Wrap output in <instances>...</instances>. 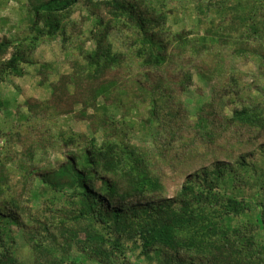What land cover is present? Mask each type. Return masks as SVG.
Masks as SVG:
<instances>
[{"label":"trees","instance_id":"obj_1","mask_svg":"<svg viewBox=\"0 0 264 264\" xmlns=\"http://www.w3.org/2000/svg\"><path fill=\"white\" fill-rule=\"evenodd\" d=\"M78 1L26 0L33 29L40 35L55 36L60 32L64 42L78 41L75 27L68 33L67 24H62V14ZM90 1L111 8L117 18L126 17L129 24L123 25L134 33L133 43L140 45L136 51L115 52L110 40L114 28L101 19L99 29L91 38L94 49L87 50L85 45L78 47V56L69 62L71 72L52 84L47 104L36 99L26 101L34 118H47L51 112L58 116L73 115L76 120L87 121L93 132L104 129L108 134L102 144L93 139L54 168L29 171L27 179L17 180L0 164V183H5L13 193L11 200L6 201L0 189V264H21L10 245L7 246L9 231L5 232L17 225L25 231L34 253V264H62L54 257L55 252L68 255L73 247L102 264H120L116 252L122 247V239L141 241L142 253L148 258L154 256L160 264H264V187H261L262 194L258 191L248 200L228 195L222 186L229 182L228 176L234 169L230 163L217 162L212 169H202L189 176L180 194L167 198L153 157L124 138H117L127 135L128 127L126 124L120 127L110 116L109 109L117 106L126 116L128 107L124 99L130 97L128 105L131 106L150 99L148 118L143 120L142 128L148 127L163 109L165 138L172 137L183 154L203 142L233 144L257 138V131L264 130L263 113L243 108L235 110L228 119L223 111L226 91L220 89L202 103L196 119L191 120L180 97L191 82L188 62L209 51V45L188 39L184 32L170 40L173 44L164 43L159 28L165 25L166 14H158L155 6L164 0ZM255 1L259 6L253 8L250 16L232 9L233 13L222 17L220 28L211 37L224 44L231 34L242 32L241 36L248 38L242 41V47L250 48L254 40L253 43L259 44L255 52L264 63V46L261 45L264 43V0ZM40 23L42 29H38ZM9 45L7 40L0 42V57L5 55ZM33 50L32 44L18 49L11 60L0 64V73L10 70L16 73L20 62H29ZM135 59L140 61L142 72L128 80L132 68L135 69ZM48 73L46 67L40 68L42 82L47 80ZM119 88L122 93L117 92ZM156 95L163 98L160 109L154 99ZM77 108H81L79 112ZM99 109L104 111L102 116L86 115L89 110ZM47 134L48 131L41 128L32 129L25 135L17 133L11 141L20 147L19 156L28 162L49 142ZM61 135L64 146L76 143L74 136L65 139V133ZM165 138L164 151L168 148ZM238 163L245 165L244 157ZM238 179L232 180L233 187ZM37 180L43 187L35 191ZM94 181L101 182L99 189L95 188ZM48 191L75 200L73 210L67 213L90 217L107 235L97 233L93 223L87 224L86 229H70L65 222L55 226L51 221L36 218L26 226L27 192L37 199ZM259 193L260 202L257 201ZM255 204H258L255 225L234 226L235 219L251 213ZM2 222L7 224V229L2 227ZM52 225L59 230L61 242L52 234Z\"/></svg>","mask_w":264,"mask_h":264},{"label":"rangeland","instance_id":"obj_2","mask_svg":"<svg viewBox=\"0 0 264 264\" xmlns=\"http://www.w3.org/2000/svg\"><path fill=\"white\" fill-rule=\"evenodd\" d=\"M155 6L158 14H166V23L159 28L164 43L173 44L174 42L170 40L184 32L188 39L209 45V51L188 62L191 82L180 97L189 118L195 120L202 103L209 101L220 89L226 91L223 111L228 119H231L235 110L243 108L261 111L264 115V71H262L264 63L255 52L259 44L253 43L252 40L250 48H243L242 41L248 38L242 37V32L231 34L224 44L211 37L216 35V31L220 28L222 17L233 13L232 9L249 14L253 12L255 6H259V3L255 0H164L162 4ZM112 11L102 3L79 0L69 11L62 14V24H67L66 31L69 33L74 26L78 41L64 42L60 32L55 36H49L40 35L36 28L33 29V20L26 7V0H0V42L3 40L10 42L5 55L0 57V64H6L11 60L18 49L29 47L31 44L34 47L29 62L18 64V73L12 70L0 73V164H4L17 180L23 177L27 179L31 170L41 172L54 168L59 161H63L68 155L76 154L82 146L91 143L93 139L98 144H102L106 139L108 131L100 129L93 132L87 121L76 120L73 115L58 116L51 112L47 118H34L25 103L29 99H36L44 105L47 104L52 84L57 82L60 76L71 72L69 62L73 57L78 56V47L85 45L87 50L94 49L91 38L93 32L99 29L98 23L101 19L114 28L110 33V40L115 52L136 51L140 44L133 43L134 33L123 25L129 24L128 20L126 17L117 18ZM42 27L41 23L38 24V29ZM261 45L264 46V43ZM188 55L187 57H190ZM139 63L140 61L135 59L133 66L135 69L132 68L128 80H133L131 78L142 72ZM41 67L49 70L45 82H42L40 75ZM121 90L122 88H119L117 92L122 93ZM154 99L157 100L160 109L163 98L156 95ZM129 101L130 97L124 99V105L128 107L126 116L122 115V109L117 106L109 109L110 116L120 127L126 124L130 128L126 129L127 135L117 138L119 140L124 138L131 145L153 157L152 162L155 163L156 172L167 198L178 196L189 176L202 169H212L217 162L230 163L234 169V173L228 176L229 182L222 186L228 195L236 196L239 200L244 197L248 200L258 191L261 193V187H264V130L257 131L259 134L257 138L234 141L233 144L203 142L193 149H188L186 155L181 153L179 144L172 137L165 138L163 109L148 127L142 128L143 120L148 118L150 99L143 103L136 102L132 106L128 105ZM80 109L77 108L76 112ZM103 113L101 109L89 110L86 115L102 116ZM38 128L48 131L46 139H49V142L38 149L33 161L27 162L19 156L20 147L12 143L11 139L17 133L25 135L32 129ZM63 132L66 135L65 139L74 136L76 143L69 147L64 146L60 138ZM81 135L85 139L80 137ZM164 138L168 144V148L164 147L166 151L163 150ZM184 142L187 143L188 140ZM241 157L246 161L242 166L238 163ZM237 177L239 179L233 187L231 182ZM94 182L95 188L99 189L101 182ZM42 187V182L38 180L34 182L35 191L41 190ZM0 189L3 193L2 199L11 200L13 193L5 183H0ZM260 193L257 197L258 202H260ZM74 201L68 195L52 191L37 199L27 192L24 202L27 217L24 218V223L26 226L31 225L33 220L38 218L46 222L51 221L55 226L65 222L70 229H86L87 224L93 223L97 233L107 235L98 224L92 222L90 217L83 218L77 212L76 217L74 213H67L73 210ZM257 207L258 204L253 205L251 213L235 219L234 226L255 225L254 214L257 212ZM1 224L7 229L5 222ZM54 225L50 227L51 232L60 240L59 230L57 231ZM80 231L81 235L85 236L83 231ZM5 232H7L6 241L9 243L7 246L10 245L16 259L21 264H34V253L24 235L25 231L17 225ZM141 245L142 242L138 240L122 239V247L116 252L120 264H160L154 256L146 257L142 253ZM108 246L112 247L110 243ZM54 257L62 264H102L101 261L76 247H73L68 255L63 254L62 251L55 252Z\"/></svg>","mask_w":264,"mask_h":264}]
</instances>
